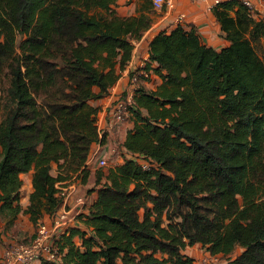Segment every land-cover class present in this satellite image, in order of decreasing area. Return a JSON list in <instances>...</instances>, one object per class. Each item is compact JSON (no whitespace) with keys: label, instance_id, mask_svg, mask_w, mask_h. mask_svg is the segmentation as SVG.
Masks as SVG:
<instances>
[{"label":"trees","instance_id":"trees-1","mask_svg":"<svg viewBox=\"0 0 264 264\" xmlns=\"http://www.w3.org/2000/svg\"><path fill=\"white\" fill-rule=\"evenodd\" d=\"M116 3L0 0V76H10L0 120L6 230L22 212V175L33 172L24 213L35 233L62 205L58 183L91 178L100 109L90 102L108 95L153 22L149 2L128 18ZM212 11L229 46L208 47L181 25L152 39L144 68L162 83L135 91L124 163L97 172L83 229L60 239L59 260L38 264H195L184 251L196 245L212 256L239 247L229 264H264V16L242 0Z\"/></svg>","mask_w":264,"mask_h":264},{"label":"crops","instance_id":"crops-1","mask_svg":"<svg viewBox=\"0 0 264 264\" xmlns=\"http://www.w3.org/2000/svg\"><path fill=\"white\" fill-rule=\"evenodd\" d=\"M249 1L255 5L258 13L264 16V0ZM214 2L215 0H173L172 7H165L162 11L153 10L152 25L139 41H133L134 49L132 59L125 69L120 72V78L117 83L109 90L108 95L102 99L90 102L91 106L100 109L99 116L103 115L108 107L111 106L117 98L122 97L123 99H126L141 86L147 91H155L162 83L159 75L153 71L150 72V79L146 82H140L135 90L131 82L132 72L141 67H145L148 62L150 42L159 32H170L178 25H181L186 29L194 27L206 46L218 51L229 46V41L222 36L221 26L213 14L212 10ZM144 4L145 2L142 0H117L115 10L118 16L122 18L138 16L142 13ZM180 16H183L184 19L178 22L177 19ZM133 126L134 124L131 119L116 126L107 136L106 143L102 146V151L98 158H107L113 160V162L117 164L120 163L123 159L116 156L115 148L120 146L122 154L126 155L123 145L128 132L133 128ZM95 163L97 164V161ZM88 168L90 169V167ZM51 173L53 176L58 175L56 165H53ZM32 177L33 172L22 175V179L24 181V186L20 195L22 212L16 220L13 228L6 230V223L0 218V243H2V246H0V256L3 254L4 250L15 245L17 243L16 241L20 240L21 237H25L22 239H28L27 241L25 240L26 242L24 243H30L34 239V235L36 234L35 226L29 220V216L24 213L29 205L30 195L33 191ZM80 183L81 181L77 180L79 192L81 190ZM24 189L27 191L26 193H24ZM97 196L98 190H95L92 195L88 196L91 201L90 205L96 200ZM86 213H88V210ZM51 218L46 215L42 220L43 222L48 223ZM75 227L83 229L82 224L79 222H77L73 228ZM63 236L64 234H60L57 237V246ZM7 242H10L11 244L9 247L4 248L3 246L6 245Z\"/></svg>","mask_w":264,"mask_h":264},{"label":"built area","instance_id":"built-area-1","mask_svg":"<svg viewBox=\"0 0 264 264\" xmlns=\"http://www.w3.org/2000/svg\"><path fill=\"white\" fill-rule=\"evenodd\" d=\"M223 0H215L214 6L220 4ZM244 5L250 10L254 16H258L257 8L249 0H243ZM173 0H152L154 11H162L165 7H172ZM184 17H178L180 22ZM150 73L144 67L136 69L132 72L131 82L134 90L143 78H150ZM134 93L126 99L117 98L114 103L108 107L106 112L97 117V131L99 142H97L87 161V167H90L96 161L104 167L105 159H99L102 151V142L104 137L107 138L109 133L118 125H121L131 119L132 108L135 106ZM132 155H128V158ZM144 170H151L154 166L148 159L141 155L132 157ZM121 165V163L119 164ZM59 197L62 200L60 209L52 216L50 222H43L38 226L34 239L30 243H16L12 247L4 250L0 256V264H38L42 260L56 261L61 257L60 250L57 246V237L60 234L68 233L78 222V218L84 214L89 207V197L82 196L79 192L77 177L71 180L58 183L56 185Z\"/></svg>","mask_w":264,"mask_h":264},{"label":"rangeland","instance_id":"rangeland-1","mask_svg":"<svg viewBox=\"0 0 264 264\" xmlns=\"http://www.w3.org/2000/svg\"><path fill=\"white\" fill-rule=\"evenodd\" d=\"M144 2H149V4L152 5V2H150L151 0H142ZM258 13V10H257ZM257 52L258 54L264 58L263 52H262V48L257 47ZM21 53V52H20ZM10 86V76L8 74V70H5L3 72V74L0 76V92L2 95V103L0 106V120H2L5 117L6 114V92L8 90ZM115 152H116V156L120 157V159H123L120 163H124L125 161V155L122 154V150L120 148V146H117L115 148ZM106 160V165L104 167H101L99 165V161L94 164H92L90 166V171L92 172L91 178L89 179V182L85 185V184H81V190H80V194L82 196H90L92 195L95 190L97 189L95 182H96V178H97V172L99 170H103L106 174L108 173L109 169L112 167H115L116 165H119L120 163H115L113 162V160L111 159H107L104 158ZM102 181H105V179H103ZM25 190V189H24ZM27 191L25 190L24 193H26ZM90 200V198H89ZM91 202V201H90ZM89 202V205H90ZM140 215L143 216L144 215V211L140 212ZM25 237H21L20 240H17V243H22V242H26L28 239H22ZM26 240V241H25ZM10 242H7L6 245H4L3 247H9L10 246ZM0 246H2V243H0ZM242 253V249L241 248H236V250L234 251V253L232 255L229 256H223V255H218V256H212L210 253H208L204 248H202L201 245H196L193 247H188L185 251L184 254L187 255L188 257L192 258L195 262V264H229V262L235 258H237L240 254Z\"/></svg>","mask_w":264,"mask_h":264}]
</instances>
